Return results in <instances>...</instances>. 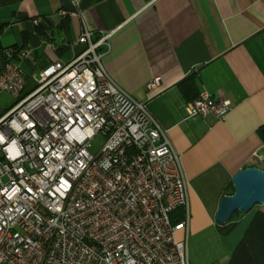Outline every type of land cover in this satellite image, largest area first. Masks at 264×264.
Here are the masks:
<instances>
[{"label":"built area","instance_id":"1","mask_svg":"<svg viewBox=\"0 0 264 264\" xmlns=\"http://www.w3.org/2000/svg\"><path fill=\"white\" fill-rule=\"evenodd\" d=\"M70 2L63 19L79 13ZM111 36L84 27L73 58L49 63L30 88L32 48L3 51L0 94L16 104L0 117V264H190L188 236L177 239L190 220L181 157L147 104L106 71ZM185 110L218 120L230 111L206 92Z\"/></svg>","mask_w":264,"mask_h":264},{"label":"crops","instance_id":"2","mask_svg":"<svg viewBox=\"0 0 264 264\" xmlns=\"http://www.w3.org/2000/svg\"><path fill=\"white\" fill-rule=\"evenodd\" d=\"M61 9L74 10L70 0H0V72L5 49L31 47L23 64L30 88L49 63L73 58L71 44L84 27L95 39L112 32L106 71L147 104L181 157L190 220L177 239L188 236L190 264H227L256 213H264L257 205L235 216L231 233L218 231L233 178L264 169V0H79V13L65 19ZM155 78L160 86L150 95ZM203 92L229 107L223 120L187 117L186 105ZM9 95L0 94V117L13 108Z\"/></svg>","mask_w":264,"mask_h":264},{"label":"water","instance_id":"3","mask_svg":"<svg viewBox=\"0 0 264 264\" xmlns=\"http://www.w3.org/2000/svg\"><path fill=\"white\" fill-rule=\"evenodd\" d=\"M234 191L221 201L216 221L225 225L236 213L247 214L257 205L264 204V169L247 168L232 180Z\"/></svg>","mask_w":264,"mask_h":264},{"label":"trees","instance_id":"4","mask_svg":"<svg viewBox=\"0 0 264 264\" xmlns=\"http://www.w3.org/2000/svg\"><path fill=\"white\" fill-rule=\"evenodd\" d=\"M194 82L195 76L188 78ZM196 90L195 83L189 84L184 93L188 95ZM195 97L194 99H196ZM193 99V100H194ZM232 190L234 188L232 186ZM236 213L225 225H219L218 231L222 236H226L232 232L236 222H234ZM174 222H179L183 219L182 212H178L172 216ZM227 264H264V213L258 212L253 218L250 226L246 230L243 238L236 246Z\"/></svg>","mask_w":264,"mask_h":264},{"label":"rangeland","instance_id":"5","mask_svg":"<svg viewBox=\"0 0 264 264\" xmlns=\"http://www.w3.org/2000/svg\"><path fill=\"white\" fill-rule=\"evenodd\" d=\"M4 96H7V94H5ZM10 96V100H11V104L8 106V108H10V107H14L15 106V104H16V100L13 98V96L12 95H9ZM7 108V109H8ZM104 142H105V140L104 139H102L101 137H97L95 140H93L90 144H89V148H90V150L93 152V153H97L98 152V150L102 147V145L104 144ZM252 212V210L249 212V213H251ZM248 213V214H249ZM240 214V213H239Z\"/></svg>","mask_w":264,"mask_h":264}]
</instances>
